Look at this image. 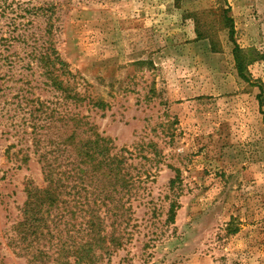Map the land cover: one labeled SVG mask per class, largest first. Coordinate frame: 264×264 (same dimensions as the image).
<instances>
[{"label": "rangeland", "instance_id": "374dc122", "mask_svg": "<svg viewBox=\"0 0 264 264\" xmlns=\"http://www.w3.org/2000/svg\"><path fill=\"white\" fill-rule=\"evenodd\" d=\"M12 3L0 0V264H28L6 236L28 183L43 185L32 136L64 137L77 112L144 180L122 213L126 243L100 264H264V0H31L28 25L10 24ZM47 38L70 73L31 54Z\"/></svg>", "mask_w": 264, "mask_h": 264}, {"label": "trees", "instance_id": "16d2710c", "mask_svg": "<svg viewBox=\"0 0 264 264\" xmlns=\"http://www.w3.org/2000/svg\"><path fill=\"white\" fill-rule=\"evenodd\" d=\"M12 1L11 25H28L39 14L41 7L33 5L31 0ZM219 15L234 42L232 52L237 73L247 80L246 64L252 57L234 40L229 7H221ZM42 44L40 49L31 45L36 60L46 70L57 67L62 73H70L52 41L47 38ZM48 75L56 89L63 87L59 74L50 71ZM66 96L82 100L78 92ZM257 96L263 104L261 94ZM60 127L67 134L58 140L32 136L35 152L44 148L37 157L43 185L28 183L19 218L12 224L6 244L24 256L28 264H100L126 243L127 238L122 239L121 235L122 213L131 210L132 188L144 180L131 172L128 161L133 154L123 147L114 151L112 139L103 137L85 115L77 112L62 117ZM174 183L172 178L168 188L174 197L168 204L166 223L174 221L179 207ZM0 256L1 261L4 255Z\"/></svg>", "mask_w": 264, "mask_h": 264}]
</instances>
